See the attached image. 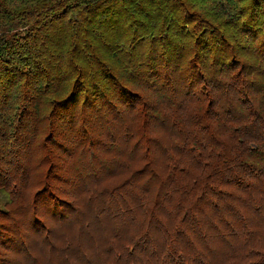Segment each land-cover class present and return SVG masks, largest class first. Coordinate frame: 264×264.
<instances>
[{"label": "trees", "instance_id": "1", "mask_svg": "<svg viewBox=\"0 0 264 264\" xmlns=\"http://www.w3.org/2000/svg\"><path fill=\"white\" fill-rule=\"evenodd\" d=\"M0 264H264V0H0Z\"/></svg>", "mask_w": 264, "mask_h": 264}, {"label": "rangeland", "instance_id": "2", "mask_svg": "<svg viewBox=\"0 0 264 264\" xmlns=\"http://www.w3.org/2000/svg\"><path fill=\"white\" fill-rule=\"evenodd\" d=\"M16 246H18V245H16ZM15 252H18V251H15ZM12 257H14V256H12ZM12 257H11V258H12Z\"/></svg>", "mask_w": 264, "mask_h": 264}]
</instances>
